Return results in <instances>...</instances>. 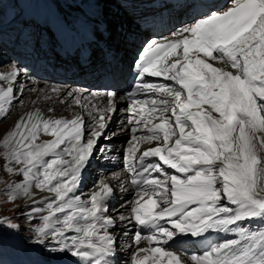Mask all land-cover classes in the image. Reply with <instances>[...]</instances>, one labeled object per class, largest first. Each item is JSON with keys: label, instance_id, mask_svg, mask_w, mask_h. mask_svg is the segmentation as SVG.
Here are the masks:
<instances>
[{"label": "snow or ice", "instance_id": "1", "mask_svg": "<svg viewBox=\"0 0 264 264\" xmlns=\"http://www.w3.org/2000/svg\"><path fill=\"white\" fill-rule=\"evenodd\" d=\"M89 4L103 9L107 0ZM92 34L102 50H110L113 35H130L116 18L98 21ZM29 43L39 38L29 33L23 44ZM134 67L128 89L113 65L91 91L30 88L20 82L32 79L29 69L18 61L0 73V122L14 101L24 103L25 91L37 93L33 107L0 134V171L21 177L7 183V202L30 225L39 218L23 240L37 258L20 264H60L62 257L74 258L71 264H119L121 225L137 228L127 264H264V0L209 5L167 36H145ZM60 107L70 116L58 115ZM121 110L130 133L122 149L127 179H113L125 192L131 186L132 199L120 205L125 211L111 208L116 189L107 180L99 179L86 197L80 192ZM37 193L46 195L37 199ZM21 199L25 204H17ZM18 218L0 215V250L5 230H22ZM253 220L257 227L245 226ZM121 231L129 235L128 227ZM212 233L223 238L200 252L179 243Z\"/></svg>", "mask_w": 264, "mask_h": 264}, {"label": "bare ground", "instance_id": "2", "mask_svg": "<svg viewBox=\"0 0 264 264\" xmlns=\"http://www.w3.org/2000/svg\"><path fill=\"white\" fill-rule=\"evenodd\" d=\"M32 1L33 0H30L26 7L27 9L30 7L28 15L34 13L40 18L50 15L49 11H39L37 7L36 10L33 9L32 6H30ZM166 1L167 0H116L113 3L109 2L107 4L108 6L105 9H107L108 11L106 13L103 12L104 8L100 11V9H97L95 5L89 4L90 0H67L60 4L61 9L58 8L57 4L54 5L56 12L53 8L52 9L55 15L54 24L56 27V37L55 42L52 45L54 46L52 55L58 56L60 61H62L65 57L70 56L71 50L76 49V45L79 44L78 47L85 45L95 52V55L91 59L90 65L96 58L97 60L106 62L101 67H90L89 65L84 71L76 74L74 77H66L65 75H63L62 68L59 64L60 61L58 62L57 60H53L48 56H44V54H41L40 57H34L31 63H29L28 57L25 55L22 57H15L17 50L10 46L7 41L0 43V56L3 53L7 54V56H3L5 58L8 57V60H12V62L18 61L21 65H26L28 67L32 79L29 80L21 76L20 82L26 83L27 86L30 88L35 87L38 89H47L52 86H62L68 89H83L87 91L95 90L96 87L101 84V81L100 79H98L96 73H100L103 69L110 65H117V61L115 58L118 57V49L121 48V46H118L119 41L125 42V40H121L124 38L126 40H129L128 43L135 44L140 39L142 34L148 35V29L144 28V24L153 23L159 20L160 16L166 13L167 7L172 5L173 0H170L168 4H165ZM184 1L186 2V0ZM33 2L36 4L37 0H34ZM186 3L191 5V7H186V10H190L193 15L201 14L207 11V7L209 5L213 6L214 8H224L228 6V0H191L190 3ZM109 6L110 8H108ZM138 6L139 8H141L139 9V12H137ZM117 13H120L118 19L124 24L125 29H127L130 35H128L126 38L121 37L119 35H113L110 39H108V45L110 46V50L109 48H104L102 50L101 47H99L95 43V38L93 37V34H89V28L95 27L96 23L102 19H114V16ZM193 15H191L186 22L179 21L170 26H167L166 23L163 22V28L161 29V31L165 32L168 29L169 31H172L174 27H179L182 23L190 22ZM17 26L18 25L16 23L8 25V32L10 37H14L16 35L18 31ZM46 33L48 35H52V30L47 28ZM27 36V34L20 36L22 50L31 47V43H29L28 45L23 44V40ZM7 59H0V63L2 64L0 66V73L11 70L12 62L6 63L5 61H7ZM36 97V92L25 91L23 104H20L19 106H14L16 105V101L13 102V107L11 108V112L8 115L6 129H9L24 112L30 110L33 107L31 101ZM38 106L44 107L43 101H41ZM117 113L118 117L115 116V118L111 121V126L109 128L108 135L106 136L105 140L101 142L102 146L112 150L110 151V153L114 152L117 147L121 146L119 145L118 141L124 142L127 137L130 136V133L124 131V128L126 127L125 113L123 112V110ZM57 114L70 116V111L65 110L63 107H60L58 108ZM111 127H113L114 130H112ZM119 134H121V137H118ZM93 163L94 164L91 163L88 166L83 178V181L85 180L86 182V180L88 179L87 177H90V186L85 188L84 190L80 189V192L83 193L86 197L87 193L92 190L93 185L99 179L107 180L109 183H111L114 188H118L116 190V193H122V198H119L118 194L115 196L114 199L110 201L111 208L120 209V205L123 204L125 201L131 200L133 196V193H131L129 189L127 192L122 191V189L119 187V181L113 179L114 176H118L121 180H126L124 174L122 175L121 171L116 167L113 168L112 165H108V160L102 162L100 160L94 159ZM15 178H17V176ZM41 195L46 194L37 193V199H39ZM111 208L109 214L116 216L117 213L112 212ZM120 211H125V209H120ZM123 227H128L129 235L127 237L122 234L121 229ZM136 230L137 228L128 225H121V227L115 229L116 235L120 236L121 240L119 241V256L117 257V259L119 260V264H127V262L130 260L132 251H134L135 248L133 247L131 250H129L127 248V244L131 242V236ZM142 234L147 235L149 233L147 230H144ZM220 238H223V234L220 236L216 233H212L206 239L201 240H197L196 238H193L189 235L180 237L179 243L182 246V249H186L189 253H193L200 252L205 248L208 242L216 241ZM190 239H193L197 242V248H191L188 245V242H186L188 240L191 243H195ZM141 246L147 245L142 243ZM10 258V255L4 254L0 257V259L3 260V264H15L6 263V261ZM30 259H35V255L25 253L22 261ZM73 259L74 258L72 257H62L60 258V264H71ZM20 262H18L17 264H20Z\"/></svg>", "mask_w": 264, "mask_h": 264}, {"label": "rangeland", "instance_id": "3", "mask_svg": "<svg viewBox=\"0 0 264 264\" xmlns=\"http://www.w3.org/2000/svg\"><path fill=\"white\" fill-rule=\"evenodd\" d=\"M27 0H0V11L1 14L3 13L4 15H9L18 5H20L21 7H23L26 4ZM109 2H115V0H107V4ZM49 0H39V7L42 9H46L48 6ZM104 6L103 12H107V10L105 8H107V5ZM110 8V6L108 7ZM120 8V7H119ZM22 8L17 9L13 14H17L18 11H21ZM118 14V13H117ZM115 15L114 18L118 19L120 16V13L118 15ZM117 16V17H116ZM20 21L23 22V18H20ZM31 22V26L35 27V22ZM42 30V29H41ZM127 30V29H126ZM3 55L7 54H1L0 59H7L5 58ZM1 62V60H0ZM6 63H11L12 60H8L5 61ZM2 64L0 63V66ZM1 69V67H0ZM25 97V93L23 95V98ZM16 101V105L14 106H19L20 103ZM118 113H116L115 116L118 117L117 115ZM7 120L8 117L6 119L3 120V122H0V134H2L4 132V130L6 129L7 126ZM112 130H114L113 127H111ZM111 130V131H112ZM118 137H121V134L118 135ZM19 178V179H18ZM88 179L83 181L81 188L80 189H85L87 187L90 186L91 183V179L88 176ZM21 179V177L17 176V178L8 175L6 173H4L3 171H0V215H5V216H12V217H19L18 219H14V222L19 223L21 226V231L18 234H14L9 232L8 230L4 231V239H5V244L2 250H0V253L3 255H10L11 258L9 259L12 263H14V259L16 258V256L21 257L23 255L24 251L27 252H33V249L30 248H26L23 246V240L25 237H28L31 233L29 231H27V229L29 227H34L36 224L39 223V218L37 217L36 220H34L32 222V224L30 225L29 222L23 218V216L21 215V210L19 208L16 207V204L7 202V195L4 193V189L7 185V183L9 182H13V181H19ZM115 189L117 190L118 188L115 187ZM117 192V191H116ZM119 193H116V195H118ZM17 204H25L24 199L18 200ZM24 211H27V207H25ZM258 221H247L245 222V226L246 227H257L258 226ZM121 241V240H119ZM120 243V242H119Z\"/></svg>", "mask_w": 264, "mask_h": 264}]
</instances>
